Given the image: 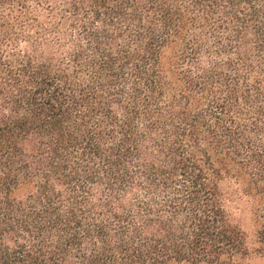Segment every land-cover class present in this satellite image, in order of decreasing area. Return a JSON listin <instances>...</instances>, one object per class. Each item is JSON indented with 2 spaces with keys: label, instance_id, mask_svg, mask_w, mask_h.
<instances>
[{
  "label": "trees",
  "instance_id": "trees-1",
  "mask_svg": "<svg viewBox=\"0 0 264 264\" xmlns=\"http://www.w3.org/2000/svg\"><path fill=\"white\" fill-rule=\"evenodd\" d=\"M0 264H264V0H0Z\"/></svg>",
  "mask_w": 264,
  "mask_h": 264
},
{
  "label": "rangeland",
  "instance_id": "rangeland-1",
  "mask_svg": "<svg viewBox=\"0 0 264 264\" xmlns=\"http://www.w3.org/2000/svg\"><path fill=\"white\" fill-rule=\"evenodd\" d=\"M61 15L62 13L59 12V16ZM234 211L237 214L236 216L238 217V219H240V221L242 222L244 229L248 234L249 241L253 242L256 238V225L254 222L253 214L250 211L249 199L245 196H240V200H238V203L234 204Z\"/></svg>",
  "mask_w": 264,
  "mask_h": 264
}]
</instances>
